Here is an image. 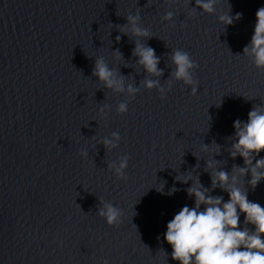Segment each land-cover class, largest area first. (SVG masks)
Returning a JSON list of instances; mask_svg holds the SVG:
<instances>
[{"label": "water", "instance_id": "obj_1", "mask_svg": "<svg viewBox=\"0 0 264 264\" xmlns=\"http://www.w3.org/2000/svg\"><path fill=\"white\" fill-rule=\"evenodd\" d=\"M193 6L194 0H0V264H178L163 233L193 199L185 191L192 180L175 177L191 173L227 200L211 188L207 162L229 174L244 167L229 155L232 125L264 105V68L242 55L264 0H217L213 14ZM167 11L173 16L166 21ZM227 12L242 16L218 24L217 15ZM137 13L151 33L140 42L159 57V77L136 63V38L121 31L126 16ZM173 49L198 65L195 95L172 79ZM97 56L140 89L125 113L115 107L126 93L92 75ZM148 78L162 87L172 82L163 99L144 88ZM104 105L106 115L99 111ZM112 131L119 145L106 150L100 141ZM201 144L216 150L199 152ZM124 154L125 177L118 179L107 164ZM260 156L264 150L253 163ZM249 178L240 176L239 185L264 206V180L253 189ZM161 182L165 193L177 190L161 195ZM102 201L121 210L119 224L96 214Z\"/></svg>", "mask_w": 264, "mask_h": 264}, {"label": "clouds", "instance_id": "obj_2", "mask_svg": "<svg viewBox=\"0 0 264 264\" xmlns=\"http://www.w3.org/2000/svg\"><path fill=\"white\" fill-rule=\"evenodd\" d=\"M189 3L190 0H185ZM217 0H194L193 9H199L205 14L216 12ZM172 11L164 13L163 19L170 20ZM242 14L235 15L221 13L217 15V23L224 26L239 20ZM139 14H128L126 23L121 26V31L126 35L135 37L132 55L136 63L144 69L149 77H159L162 70L157 67L159 57L151 46L140 42V38H147L151 35L149 30L142 27L138 21ZM115 39L119 40L117 35ZM113 53L119 58L117 49ZM242 55L250 58L256 68H264V6L259 7L255 12V23L248 43L242 49ZM171 63L174 66L171 73L172 79L189 86V93H197V81L193 78L194 71L198 67L196 61L187 51L173 49ZM94 75L104 88L114 93H126L127 100L119 102L115 111L118 114L127 111V105L131 98L140 89L132 84H125L123 76H117L115 71L108 67L103 56H97L92 68ZM171 81L167 86H159L158 79L148 78L143 81L146 89L156 88L161 99H163L171 87ZM219 106V105H218ZM109 106L104 105L99 111L106 115ZM233 139L229 155L232 158L239 156L243 160L244 167L234 166L232 173L223 169L215 168L216 162L209 160L207 167L212 169L209 173L211 188L219 187L227 193V200L223 196L210 194L209 188L203 186L198 177L193 179L189 175H178L177 181L186 183L190 179L191 184L185 189L186 194L193 199L191 206L183 205L170 220L166 223V230L163 233V240L171 247V259L178 264H264V206L258 202L250 201L247 192L239 185L238 178L245 173L250 178L247 183L255 188L257 183L264 180V156L258 159L254 157L264 150V105H253L247 113V119L242 121L239 118L233 121ZM120 135L112 131L109 135L101 138V143L106 150L117 148ZM207 145L201 144L199 152L215 151ZM78 155L83 159L87 157V151L81 149ZM194 156H198L194 154ZM129 156L124 154L116 161H110L107 168L116 178L125 177V169ZM198 166V165H197ZM155 190L161 195H172L177 189L175 186L167 193L163 191L164 183ZM203 206V207H201ZM96 214L102 217L107 225L119 224L121 210L113 203L102 201L97 208ZM243 214L244 226L240 224V216ZM246 225H251L249 228ZM159 238V237H158ZM107 264V261H104Z\"/></svg>", "mask_w": 264, "mask_h": 264}]
</instances>
